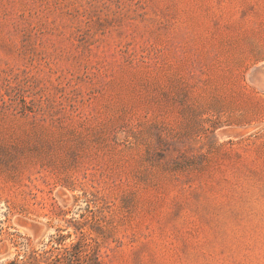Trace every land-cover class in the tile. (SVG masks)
<instances>
[{"label":"rangeland","instance_id":"374dc122","mask_svg":"<svg viewBox=\"0 0 264 264\" xmlns=\"http://www.w3.org/2000/svg\"><path fill=\"white\" fill-rule=\"evenodd\" d=\"M96 257L264 264V0H0V264Z\"/></svg>","mask_w":264,"mask_h":264},{"label":"trees","instance_id":"16d2710c","mask_svg":"<svg viewBox=\"0 0 264 264\" xmlns=\"http://www.w3.org/2000/svg\"><path fill=\"white\" fill-rule=\"evenodd\" d=\"M88 258H89V257H88ZM88 258H87V259H88ZM87 259L85 258V259L81 262V264H102V262L99 260L98 257L94 258V259L92 260V263H91V261H90V263H87ZM11 264H15V262H12ZM29 264H32V258H29Z\"/></svg>","mask_w":264,"mask_h":264}]
</instances>
